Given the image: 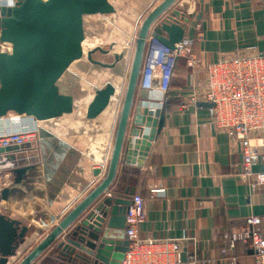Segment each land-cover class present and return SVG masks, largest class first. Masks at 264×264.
<instances>
[{
    "label": "crops",
    "instance_id": "crops-1",
    "mask_svg": "<svg viewBox=\"0 0 264 264\" xmlns=\"http://www.w3.org/2000/svg\"><path fill=\"white\" fill-rule=\"evenodd\" d=\"M109 1L114 4L116 15L140 12L132 25L126 22L118 32L121 38L128 35L122 41L126 44L138 28L136 21L140 14L162 0ZM176 8L188 19L184 38L190 39L198 59L194 81L200 90L206 89L208 64L264 52V0H178ZM117 19L116 16L112 22ZM126 25L131 28L128 33L124 32ZM158 77L147 76L144 81L152 92L148 103L162 106L164 127L155 136L140 168L120 162L117 171L119 189L133 188L134 194L144 200L145 221L138 227V234L142 238L182 240L183 257L186 253L193 254L198 264H253L250 244L237 243L222 254V234L244 229L245 218L253 215L260 218V231L264 235V187L252 190L243 179L240 150L224 131L211 124L210 109L184 106L191 93L184 60L174 61L167 80ZM153 79L155 86L149 85ZM121 94L116 95L108 108L114 115ZM104 117L105 114L90 125L74 116L52 122L48 128L56 133L58 129L53 125H60L58 135L48 131L47 137L38 136L36 145L16 154L23 161L33 158L32 164L42 167L44 185L40 191L42 200L28 207V214H21L11 206L5 213L27 227L23 244L8 264H17L103 177L114 125ZM85 138L94 145L92 154L84 151ZM251 138L259 151L264 152V134ZM91 158L94 162L88 165ZM97 167L101 168L102 177L92 175ZM159 189L163 193L151 192ZM52 251L47 250L33 264H54Z\"/></svg>",
    "mask_w": 264,
    "mask_h": 264
},
{
    "label": "water",
    "instance_id": "water-1",
    "mask_svg": "<svg viewBox=\"0 0 264 264\" xmlns=\"http://www.w3.org/2000/svg\"><path fill=\"white\" fill-rule=\"evenodd\" d=\"M3 1L0 0V44L10 45V51H0V120L32 118L43 139L48 131L58 135L60 125H53L58 129L56 133L48 126L65 117L74 116L89 125L101 119L117 95V81L124 77L130 53L122 41L85 49L86 19L115 15L114 4L109 0H16L13 6H7ZM177 2L162 0L140 22L103 177L17 264H33L49 249L53 250L54 264L122 261L128 244L125 215L134 189H119L117 171L120 162L140 168L155 136L164 127L162 106L148 103L152 92L144 79L151 77L145 71L155 49L172 51L185 36L188 19L176 8ZM96 53L110 61L95 59ZM100 70L109 71L115 79L95 80ZM81 74L94 75L91 88L75 85ZM155 83L153 79L149 85ZM73 89L77 93H70ZM196 107L211 109L212 105L201 102ZM15 127L11 130L15 131ZM29 148L0 149L8 160H18L12 183L3 190L0 200L24 215L28 207L42 200L40 191L44 185L39 164L14 156ZM100 174L101 168L93 169L94 177ZM26 232L21 221L0 214V264H8L15 257Z\"/></svg>",
    "mask_w": 264,
    "mask_h": 264
},
{
    "label": "built area",
    "instance_id": "built-area-1",
    "mask_svg": "<svg viewBox=\"0 0 264 264\" xmlns=\"http://www.w3.org/2000/svg\"><path fill=\"white\" fill-rule=\"evenodd\" d=\"M3 2L13 6L16 0ZM0 51L9 52L10 45L0 44ZM155 51L158 54L148 59L145 72L167 80L172 75L174 61L182 58L189 70L191 83V93L184 106L194 107L201 102L212 105L211 124L217 130L224 131L240 150L241 176L248 181L252 190L264 187V152L259 151L251 138L264 134V52L208 64L205 68L206 89L202 91L194 81L198 59L190 39L183 38L172 51L162 48ZM14 125L17 128L12 131ZM39 130L32 118L14 116L1 119L0 149L36 145ZM14 156L16 158V154ZM17 161H10L5 154H0V196L12 183V171L17 167ZM151 192L161 194L163 190ZM9 208L6 201L0 200V214H5ZM144 221V200L140 195L133 194L125 215L127 250L120 264H198L193 254L186 253L183 257L182 240L142 238L138 234V227ZM260 223L259 217L247 216L244 229L223 233L222 254L231 251L237 243L250 244L253 264H264V235L260 231Z\"/></svg>",
    "mask_w": 264,
    "mask_h": 264
},
{
    "label": "rangeland",
    "instance_id": "rangeland-1",
    "mask_svg": "<svg viewBox=\"0 0 264 264\" xmlns=\"http://www.w3.org/2000/svg\"><path fill=\"white\" fill-rule=\"evenodd\" d=\"M113 1L115 2L117 0H113ZM130 8H132L131 4H130ZM132 9H135V8H132ZM133 13L134 14H128V13H120L119 14V13H117V15L115 14L113 16H108V17H90V18H87L86 19V39L84 41L85 49H91L96 45L106 46V44L111 43V42L123 41L124 38H121L122 36H120L121 34L118 32H119V30L122 31L121 27H122V25L126 24V22H128L129 24L132 25L138 16L137 13H140V12H133ZM146 14L147 13L140 14V16H139L140 18L136 21L138 28L134 32V35L131 37L130 41L128 40V42L125 44L128 46L127 48H128V52L130 51L129 52L130 55L132 54V51H133V45H134V42L136 40V34H137V30L139 29L140 22L145 17ZM116 16L118 17V19L115 22L116 23L115 24L114 22H112V20H113V18H116ZM119 26H120V28H119ZM126 26L124 28V30H125L124 32L128 33L129 30H131V28H130V25H129V27L128 26L126 27ZM126 29H128V30H126ZM114 32H115V34H114ZM125 38L127 39L128 35H126ZM130 55L128 57V60H125L124 77L117 81L118 87H117V93L116 94L122 93L121 96H123V92L125 89V84H126V80H127V76H128V70H129V66H130V57H131ZM94 58L97 60L104 61V62L110 61V58H108L106 56H101L98 53H96L94 55ZM96 76L97 77H95V80L98 79L99 82L115 79V77L107 70L96 71ZM93 83H94V75L88 76V75L81 74L80 76H78V78L75 81L76 86H78V85L80 86L83 84L85 89L91 88L93 86ZM70 93H77L76 89L71 90ZM85 96L86 95H84V97ZM114 104H115V102H114ZM115 106H116V108L114 109V111H116L115 113L118 114V112L120 110V103L116 104ZM104 114H105L104 119H106V120L111 119V121H113L111 123L115 124L117 115L112 114V112L109 111V109L106 110V112ZM65 119H66V117H65ZM86 136L88 137L89 135L86 134ZM98 136H102V135L98 134ZM82 140L86 144V146H85L86 148L84 147L85 153H88V154L91 153L92 154L93 150H94V145L91 146L90 145L91 142L88 141L87 138L82 139ZM84 143L82 145H80V147L81 146L83 147ZM31 160H33V158ZM35 160H36V157H35ZM92 162H94V158H91V160L89 162L87 161L88 165H91ZM23 164L28 165L25 162H23Z\"/></svg>",
    "mask_w": 264,
    "mask_h": 264
},
{
    "label": "bare ground",
    "instance_id": "bare-ground-1",
    "mask_svg": "<svg viewBox=\"0 0 264 264\" xmlns=\"http://www.w3.org/2000/svg\"><path fill=\"white\" fill-rule=\"evenodd\" d=\"M124 39H125V38H124ZM126 47H128V46H127V45H126V46H124V48H125V49H127Z\"/></svg>",
    "mask_w": 264,
    "mask_h": 264
},
{
    "label": "trees",
    "instance_id": "trees-1",
    "mask_svg": "<svg viewBox=\"0 0 264 264\" xmlns=\"http://www.w3.org/2000/svg\"><path fill=\"white\" fill-rule=\"evenodd\" d=\"M163 49V48H162Z\"/></svg>",
    "mask_w": 264,
    "mask_h": 264
}]
</instances>
